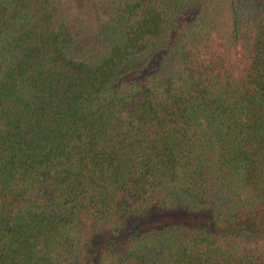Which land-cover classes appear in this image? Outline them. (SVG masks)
<instances>
[{
  "label": "trees",
  "instance_id": "1",
  "mask_svg": "<svg viewBox=\"0 0 264 264\" xmlns=\"http://www.w3.org/2000/svg\"><path fill=\"white\" fill-rule=\"evenodd\" d=\"M0 264H264V0H0Z\"/></svg>",
  "mask_w": 264,
  "mask_h": 264
}]
</instances>
